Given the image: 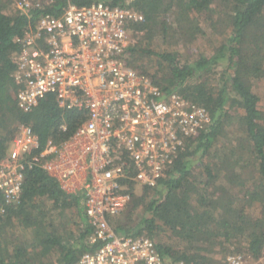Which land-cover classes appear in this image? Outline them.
I'll list each match as a JSON object with an SVG mask.
<instances>
[{
  "label": "trees",
  "instance_id": "obj_1",
  "mask_svg": "<svg viewBox=\"0 0 264 264\" xmlns=\"http://www.w3.org/2000/svg\"><path fill=\"white\" fill-rule=\"evenodd\" d=\"M95 3L141 14L142 22L127 25L125 64L211 119L155 187L122 183L130 201L108 218L110 227L117 235L150 238L165 264H214V250L227 247L261 258L264 106L253 83L264 79V0H39L27 12L0 0V158L19 124L32 128L43 150L67 141L84 121L83 111L59 107L53 95L21 111L14 57L21 49L16 39L40 17ZM203 40L209 49L197 47ZM234 126L240 136L229 138ZM255 204L258 216L247 213ZM84 211L83 193L65 192L41 167L27 169L18 202L6 204L0 194V264H75L97 247L87 241L92 228Z\"/></svg>",
  "mask_w": 264,
  "mask_h": 264
},
{
  "label": "built area",
  "instance_id": "obj_2",
  "mask_svg": "<svg viewBox=\"0 0 264 264\" xmlns=\"http://www.w3.org/2000/svg\"><path fill=\"white\" fill-rule=\"evenodd\" d=\"M14 1L27 12L39 0ZM142 21L133 10L103 3L68 5L58 17H40L16 39L18 108L29 112L53 95L59 107L83 111L85 119L67 141L48 142L43 150L29 125H17L0 158V194L6 204L18 202L24 172L32 167H41L65 192L83 193L92 228L87 241L97 247L75 264H165L150 238L117 235L108 218L130 201L125 180L155 187L185 142L211 123L204 108L164 95L125 64L127 25ZM227 264L244 261L233 255Z\"/></svg>",
  "mask_w": 264,
  "mask_h": 264
},
{
  "label": "rangeland",
  "instance_id": "obj_3",
  "mask_svg": "<svg viewBox=\"0 0 264 264\" xmlns=\"http://www.w3.org/2000/svg\"><path fill=\"white\" fill-rule=\"evenodd\" d=\"M202 26H203V28L208 33L212 34V32L208 28V24L206 22H203L202 23ZM210 34H209V36H211V40H213V43H219V42H221L222 38L220 36H218V35L217 36L216 35H213L212 36ZM197 47H200L203 50H207V49H209L210 44H209L208 41L203 40V41H199L198 42ZM154 49L157 51V49L155 47H154ZM253 84L255 86V90H256L257 94L261 98V105L264 106V79H262L260 81H254ZM228 129H229L228 130L229 133L231 131H233V135H231V137H229V138H233V137L240 136V134H239L238 129H237L236 126H234L232 128L229 127ZM249 170H251V169H249ZM249 170L248 169L247 170L245 169L244 172L247 174ZM260 209H261V205L255 204L252 207H250L249 209H247V213H250V214L252 213L253 215L258 216L259 213H260ZM139 212H140V210L138 211V213ZM70 229H71V227H70ZM163 241L166 242V243H172L171 241H168V240L166 241L165 239H163ZM233 255L240 256L243 259L244 264H264V255L261 258H259V259H254L250 254L245 253L243 250H240V251L233 250L232 251V248H228V247L223 252H221V253L219 252L218 248H216V250H214V253L211 254V256L213 257L214 261L216 262L214 264H224V263L227 264V257L233 256Z\"/></svg>",
  "mask_w": 264,
  "mask_h": 264
}]
</instances>
